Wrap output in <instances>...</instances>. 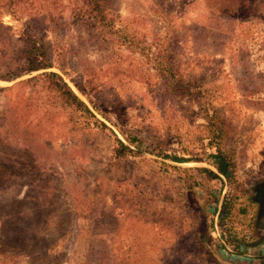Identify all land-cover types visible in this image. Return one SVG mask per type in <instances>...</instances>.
<instances>
[{
  "label": "rangeland",
  "instance_id": "rangeland-1",
  "mask_svg": "<svg viewBox=\"0 0 264 264\" xmlns=\"http://www.w3.org/2000/svg\"><path fill=\"white\" fill-rule=\"evenodd\" d=\"M75 1L0 0V264H264V0H107V32ZM27 38L50 68L18 71ZM159 54L194 94L167 84ZM114 135L133 153L115 158ZM220 144L230 184L195 170L218 174ZM225 196L217 229L236 253L211 227Z\"/></svg>",
  "mask_w": 264,
  "mask_h": 264
},
{
  "label": "trees",
  "instance_id": "trees-1",
  "mask_svg": "<svg viewBox=\"0 0 264 264\" xmlns=\"http://www.w3.org/2000/svg\"><path fill=\"white\" fill-rule=\"evenodd\" d=\"M80 1L81 4H78L75 1V15L87 20L90 26L98 32H107L111 30V25L113 24L114 20L108 14L107 0ZM18 53V56H21L24 59V63L20 66V68H17L20 72L29 73L38 70H46L51 67L50 62L45 61V57L50 54V51L43 44L37 45V43L31 38L26 39V43L24 44L23 49L20 50ZM163 59L164 56L159 54L158 60L160 61V64H162V70H164L165 74L167 75L165 76L167 84L170 87L174 88V90L182 91L183 93L194 94V85L183 82L182 78L177 76L176 73L169 68L168 64H163L165 63V61H162ZM37 76L45 77L48 80V89L54 91L64 105L71 106L75 112L78 111L82 114H85L86 116L92 117L93 119L97 120V118L95 117L93 112L88 108L86 103L77 96V94L71 89V87L56 72L43 71ZM35 77L36 76H32L29 79ZM98 123L102 128H108L103 122L100 121ZM217 134L219 136L221 135L220 132H217ZM113 143V155L115 158H122L127 154L133 153L134 151L133 148L125 144L116 135H114ZM224 149L225 148L223 147V145L220 144L217 145L216 149H214L211 153V157L216 160L214 166L217 169L218 174H215L212 170H209L205 167H196L195 170L207 172L208 174L218 178L220 181H222V178L220 177L223 176L230 184L233 179V172L231 171L232 162L231 157L225 155ZM162 156L165 158H169L177 163L190 161L189 159H186L183 156L177 154H162ZM182 169L184 170L185 168ZM231 209L232 204L228 196H225L223 201L220 202V204L216 200L213 206V216L215 217L217 212L218 216L217 221H215L216 225L213 223V219L211 220V227L217 229V225L222 226V223L229 219L231 215ZM218 231H216L217 234H215L213 237L221 244V247L228 252L236 253L240 244L235 240L237 236H234V234L227 228H223L222 232L220 230ZM229 238L231 240H228ZM231 244H233L234 246ZM230 245L233 246V248H231ZM223 257L225 259L232 260L228 256Z\"/></svg>",
  "mask_w": 264,
  "mask_h": 264
},
{
  "label": "flooded vegetation",
  "instance_id": "flooded-vegetation-1",
  "mask_svg": "<svg viewBox=\"0 0 264 264\" xmlns=\"http://www.w3.org/2000/svg\"><path fill=\"white\" fill-rule=\"evenodd\" d=\"M254 196H256L257 200L254 199L259 208L264 206V183L259 186H254Z\"/></svg>",
  "mask_w": 264,
  "mask_h": 264
},
{
  "label": "water",
  "instance_id": "water-1",
  "mask_svg": "<svg viewBox=\"0 0 264 264\" xmlns=\"http://www.w3.org/2000/svg\"><path fill=\"white\" fill-rule=\"evenodd\" d=\"M219 204H220V202H219ZM219 207V206H218ZM217 216H218V212L216 213V218H217ZM215 221H216V219H215Z\"/></svg>",
  "mask_w": 264,
  "mask_h": 264
}]
</instances>
